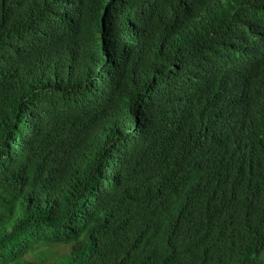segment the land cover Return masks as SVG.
I'll use <instances>...</instances> for the list:
<instances>
[{
    "label": "trees",
    "instance_id": "16d2710c",
    "mask_svg": "<svg viewBox=\"0 0 264 264\" xmlns=\"http://www.w3.org/2000/svg\"><path fill=\"white\" fill-rule=\"evenodd\" d=\"M264 264V0H0V264Z\"/></svg>",
    "mask_w": 264,
    "mask_h": 264
},
{
    "label": "rangeland",
    "instance_id": "374dc122",
    "mask_svg": "<svg viewBox=\"0 0 264 264\" xmlns=\"http://www.w3.org/2000/svg\"><path fill=\"white\" fill-rule=\"evenodd\" d=\"M70 245L66 244H48L33 253V256L46 258L47 263L52 264L54 261L69 252Z\"/></svg>",
    "mask_w": 264,
    "mask_h": 264
}]
</instances>
